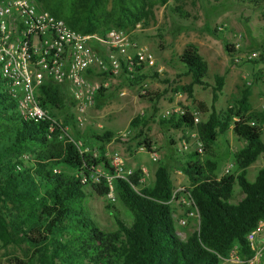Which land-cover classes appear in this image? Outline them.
<instances>
[{"label":"trees","instance_id":"16d2710c","mask_svg":"<svg viewBox=\"0 0 264 264\" xmlns=\"http://www.w3.org/2000/svg\"><path fill=\"white\" fill-rule=\"evenodd\" d=\"M37 1L43 11L62 20L72 31L103 36L112 29L132 32L136 25L147 28L153 22L155 8L170 0ZM234 1L253 6L260 2ZM224 51L233 52L229 45ZM176 61L190 78L181 89L192 98V87L204 84L207 66L191 44L182 49ZM258 61L264 63V52ZM141 69H134L133 85L141 83ZM223 84V76H212L209 110L199 102L196 105L199 114H207L206 119L195 126L185 109L183 116L158 120L167 129H194L202 153L211 155L209 160L201 159L195 151L187 153L183 157L187 161L179 166L198 218L196 230L181 240L173 228L169 206L173 185L165 166L155 169L150 187L140 184V170L126 182L113 180L111 189L131 221L126 224L113 214L114 230L101 229L87 214L84 200L108 194L105 178L112 168L104 157V147L119 139L118 135L110 131L93 135L98 143L95 158L80 153L58 122L21 120L0 78V245L22 252L23 260L13 257V264H221L234 246L240 258L249 257L245 236L264 219V168L256 171L252 182L246 180V169L264 155L260 138L264 110L251 108L248 86L240 89L232 105L216 110ZM100 92L101 88L97 95ZM65 94L64 88L48 83L40 88L39 105L49 119H53L51 111L63 109ZM138 97L153 103L161 94L145 92ZM146 124L142 116L128 122L130 128L140 126L138 137L142 139L138 147L151 152L149 139L142 131ZM226 131L243 146L232 154L236 173L217 177L211 149ZM99 165L103 174L92 179ZM233 185L242 197L231 204Z\"/></svg>","mask_w":264,"mask_h":264},{"label":"rangeland","instance_id":"374dc122","mask_svg":"<svg viewBox=\"0 0 264 264\" xmlns=\"http://www.w3.org/2000/svg\"><path fill=\"white\" fill-rule=\"evenodd\" d=\"M220 28L213 33L215 28ZM145 33H137L134 39L137 43L148 40L149 49L153 59L149 70L143 69L139 76L141 83L133 85L124 72L117 78L97 74L92 76L93 81L101 86V94L95 95L92 105L85 111L80 124L74 120V111L69 94L63 96L64 107L60 111H51L54 121L63 126L66 136L74 142H79L81 150L92 157L97 156L98 143L92 138L104 131L117 135H124L111 141L104 147V157L111 165V156L117 153L123 166L132 172L141 171L140 184L150 187L153 183V173L159 166H165L170 175L173 191L177 188H188V182L181 174H176L180 164L187 161L183 159L185 153L194 151L195 139L190 134H196L194 129L172 130L161 126L158 122L164 110L179 107L195 114L198 123L206 119L207 114H199L197 102L209 110L212 76L224 77L221 94L215 104L216 110L228 108L238 97L240 89L248 86L250 89L249 103L255 111L264 110V77L262 78L263 63L258 61L264 52V0L257 5L237 3L234 0H170L166 5L154 10V19L144 29ZM237 36L239 38L237 39ZM237 42L238 50L232 49ZM191 44L196 47L198 55L207 66V73L203 79L204 84L192 87V98L181 88L190 83V78L184 69L177 63L176 57L182 49ZM229 45L232 53H226L224 46ZM99 55L101 48H95ZM254 52L257 59L245 61L246 54ZM238 57L233 61V57ZM159 70V73L157 72ZM147 79L146 82H143ZM153 84L155 86H153ZM149 94H161L158 101L147 103L137 99L140 91ZM253 92V93H252ZM257 92V93H256ZM119 93L123 96L119 97ZM253 106V107H252ZM142 116L146 119L143 133L150 142V151L138 147L141 139L138 129L130 128V119ZM261 141L264 144V125L262 126ZM181 143L187 144V150L181 149ZM243 143L236 139L230 131L217 137L211 149L212 158L217 162L216 175L220 177L224 168L231 165L228 174H235L232 154L238 151ZM150 153L158 157L153 161ZM201 159H209L211 155L200 154ZM261 155L246 169V180L252 182L256 171L261 168ZM61 172H73L59 168ZM103 174L101 166L94 168L95 175ZM113 201L107 197H90L84 200V206L89 217L103 230L112 231L115 226L112 215L129 224V212L116 199L113 191ZM242 195L236 185L232 187L230 203L234 204ZM173 228L181 240H185L193 233L198 224L197 214L186 202L183 192L174 194L169 203ZM191 213L192 217L187 215ZM183 219L185 224L180 227L177 220ZM13 257L23 260L22 252L14 247L0 245V264H13Z\"/></svg>","mask_w":264,"mask_h":264},{"label":"built area","instance_id":"2783aa9c","mask_svg":"<svg viewBox=\"0 0 264 264\" xmlns=\"http://www.w3.org/2000/svg\"><path fill=\"white\" fill-rule=\"evenodd\" d=\"M144 29L146 28L136 25L132 32L112 29L103 36L82 35L69 29L62 20L43 11L37 0H0V78L5 82L7 95L15 103L18 117L23 121L38 122L47 119L55 123L39 105V90L48 83L66 90L71 98L74 120L80 124L85 111L92 105L101 88L93 81L92 76L105 74L110 78H117L124 68L125 74L132 78L135 68L152 67L150 43L148 40L137 43L134 39L137 33L147 34ZM216 30L219 31L220 28ZM95 47L102 49L101 55L95 51ZM238 48L239 45L234 42L232 49L236 51ZM257 57L258 54L251 52L243 59L253 61ZM232 59L237 61L239 58L235 56ZM262 67L264 71V63ZM144 95L145 91H140L139 96ZM118 96H123V93ZM185 113L184 109L174 107L164 110L160 118L183 116ZM190 114L192 126H195L198 119L195 114ZM190 137L195 139L194 151L201 154L202 146L197 134H190ZM70 141L83 153L79 142ZM181 144V149L185 151L187 144ZM150 158L153 161L158 159L155 153H150ZM110 162L112 172L105 178L109 188L106 197L113 201L111 182L115 179L126 182L133 172L124 168L117 153L111 156ZM231 167L227 165L221 176L228 174ZM261 167L264 168V157L261 159ZM96 176L100 175H92L91 178ZM83 181L82 179L81 182ZM179 192L184 193L187 204L194 209L183 188L175 189L172 199ZM187 216L192 217V214ZM176 223L182 227L185 221L181 219ZM245 241L249 257L240 258L239 251L234 246L221 264H264V219L247 233Z\"/></svg>","mask_w":264,"mask_h":264},{"label":"crops","instance_id":"0c3cea01","mask_svg":"<svg viewBox=\"0 0 264 264\" xmlns=\"http://www.w3.org/2000/svg\"><path fill=\"white\" fill-rule=\"evenodd\" d=\"M143 69H145V70H149L150 68H149V67H143V68L140 70L139 75L142 74V73H143V75H144V71H142ZM157 72L159 73V70H157ZM125 75L127 76V74H125ZM262 75H263L262 78H258V77H257V79H256L257 82H261V80H262L263 77H264V73H262ZM127 77H128V76H127ZM128 78H129V77H128ZM129 79H131V78H129ZM146 80H147V79H144L143 82H146ZM141 84H142V83H141ZM153 86H155V85L153 84ZM252 93H253V92H252ZM256 93H257V92H256ZM137 99L140 100L138 96H137ZM252 107H253V106H252ZM186 150H187V149H186ZM192 152H193V151H192ZM185 154H187V153H185ZM183 157H184V156H183ZM140 170H141V171H144V169H143L142 167H140ZM176 174H180V173H179V170L176 171Z\"/></svg>","mask_w":264,"mask_h":264}]
</instances>
